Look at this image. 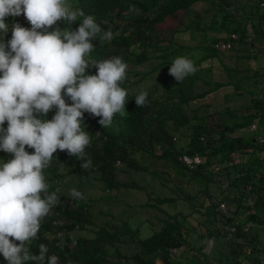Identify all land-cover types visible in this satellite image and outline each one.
<instances>
[{
  "label": "trees",
  "instance_id": "16d2710c",
  "mask_svg": "<svg viewBox=\"0 0 264 264\" xmlns=\"http://www.w3.org/2000/svg\"><path fill=\"white\" fill-rule=\"evenodd\" d=\"M195 1L197 0H71V11L83 10L85 16L94 17L102 31L111 33L109 39L91 41L94 48L84 57L89 67L85 75L98 74L95 63L120 57L127 67L118 86L127 92V97L125 109L114 116L111 126L102 127L99 123L101 117L83 113L81 131L86 132L90 138L83 158L91 161L89 168L83 169L80 159L69 154L66 149L62 151L58 148L51 161L42 169L47 188L41 192V198L55 193L58 199L50 207L49 213L41 219L37 237L25 244L26 248L30 247L33 255H39L38 247L43 244L48 248L47 256L55 255L59 258L58 264H157L155 259L162 264H242V258H249L250 253L259 254L264 251V242L258 246V242L263 240L259 237L258 230L264 229V171L259 168L261 160H264V89L261 88L264 82L263 0H205L217 7L220 18L216 24H203L202 28L213 29L216 33L202 37L199 44L202 54L193 61L194 66L202 71L205 59L209 61L213 56H219L220 49L213 43L218 39L227 40L230 48L242 51L239 56L254 58L255 66L249 67V72L236 76L237 68L223 65L228 79L224 82L217 79L205 81L207 87L194 94L185 93L176 81L174 85L166 87L162 95L128 89L132 82L128 63H139L146 59L147 49L157 46L159 42L155 25L179 10L183 13ZM82 19L83 17L78 16L72 26L61 19L46 31L59 28L63 35L65 31L76 30ZM5 22L9 30L6 34L0 32V43L4 41L5 50L9 51L8 41L11 39L12 26L20 24L30 29L31 24L26 17L15 19L6 16ZM196 22L197 19L185 24L197 28ZM245 23L250 25L251 32L247 31ZM169 31L170 35L164 38L171 42L179 29L175 26ZM231 33L235 37H230ZM249 34L252 37L249 38ZM254 41L260 44L256 49L257 53L252 51ZM168 53L170 51L155 55L162 58L158 59L151 70L164 64L171 67L173 61L164 58ZM196 74H191L188 78H199L200 75ZM222 84H229L233 89L242 90L249 95L247 111L234 115L225 110L223 112L230 118L208 123L207 116L215 111H207L197 106L191 107L190 111L184 108L189 101L203 97L208 91ZM65 91L62 90L61 95L66 103L71 104L72 101ZM141 92L148 93V103L144 107H138L135 102L134 95ZM57 111L58 108L53 106L47 115L35 112L34 115L51 120ZM250 123H254L256 127L247 129ZM181 127H185V131L179 132ZM4 128H7V121L4 122ZM236 129L238 132L233 134ZM174 134L184 137L182 145H176ZM258 135L263 137L262 141L257 140ZM155 147L159 149L158 153L154 152ZM25 150L29 154L35 151L28 146H25ZM141 152L170 160L177 173L203 184L201 195L194 203L197 206L195 211L199 214L196 231L184 224L185 216H181L179 212L167 213L160 219L159 227L147 236H141L139 227L131 226L122 217L115 221H104L96 228L89 227V234H76L79 228L91 224L88 204L73 196L58 193L55 184L65 176L76 173L87 181H100L104 188L134 186L135 182L129 185L116 179L115 175L120 171L146 170L135 158V154ZM231 152L246 154V158L237 164L229 163ZM182 153L197 154L200 161L188 167L177 158ZM250 158L257 164H252ZM212 162L219 165L215 171L207 169ZM216 176L226 180V187L218 197H211L206 184ZM248 195L253 198V212L245 217L252 221V225L247 230H242L243 220H237L236 215L243 213L248 207L245 204ZM174 198L172 195L155 196L152 205L172 201ZM182 198L191 199L192 196L183 193ZM224 200L227 201V206L221 211L216 201ZM230 226H234V229L230 230ZM59 230L62 232L60 235L57 234ZM191 230L195 231L193 240L195 237L207 236L212 241L213 236H219L220 240L216 244L220 247L211 242L207 252L201 250V243L195 245L188 240ZM68 235H71L73 242ZM10 239L15 244L20 243L14 238ZM126 243H132L134 247L129 253H123L119 249L120 244ZM181 246H190L194 252L191 255L175 256L172 252ZM209 256L216 261H210ZM2 257L0 254V261ZM24 264L36 262L30 260V263L26 261ZM43 264H47V260Z\"/></svg>",
  "mask_w": 264,
  "mask_h": 264
},
{
  "label": "clouds",
  "instance_id": "9594fccd",
  "mask_svg": "<svg viewBox=\"0 0 264 264\" xmlns=\"http://www.w3.org/2000/svg\"><path fill=\"white\" fill-rule=\"evenodd\" d=\"M21 13L31 28L12 26L9 51L4 41L0 43V150L14 154L0 164V254L8 264L30 260L58 264L57 256H47L45 245L38 247L39 255L25 247L37 237L41 219L58 199L55 193L41 198L47 188L42 169L58 148L80 159L83 169L91 166V161L83 158L90 142L88 134L81 131L83 113L101 117L102 127L111 126L114 116L125 109L127 92L118 82L127 65L114 57L94 64L98 74L85 75L89 67L84 57L94 48L91 41L109 39L111 33L102 31L83 10L69 11L65 0H0V32L9 30L6 16ZM78 16L83 19L76 30L63 35L59 28L46 31L61 19L72 26ZM42 28L45 30L38 31ZM196 71L186 57L175 58L168 69L177 83ZM62 90L71 104L65 102ZM134 96L138 107L147 105V92ZM53 106L58 111L51 120L34 115H47ZM25 146L34 148V153L29 154ZM72 196L82 198L79 191H73ZM10 237L20 243H13Z\"/></svg>",
  "mask_w": 264,
  "mask_h": 264
},
{
  "label": "rangeland",
  "instance_id": "374dc122",
  "mask_svg": "<svg viewBox=\"0 0 264 264\" xmlns=\"http://www.w3.org/2000/svg\"><path fill=\"white\" fill-rule=\"evenodd\" d=\"M65 2L69 11H71V0H65ZM11 17L23 19L26 16L21 13L19 16ZM219 18L220 13L216 6L211 5L205 0H197L183 13L179 10L175 15L168 16L163 22L156 24V34L160 38L157 46H152L147 49V58L141 62L128 63V69L132 75V82L128 86V89L130 91L142 90L148 91L151 94L162 95L166 87L175 84V80L173 76L169 75L168 69L170 67L165 64L151 70L156 65L158 59L162 58H158L155 55L160 52L170 51L164 58L173 61L177 57H186L192 62L195 61L202 54L199 46L202 37L216 33L213 29L202 28L203 24H216ZM195 19H197V28H191L185 24L192 23ZM117 22L120 23L121 21L118 20ZM175 26H177L179 31L172 37L171 42L167 39L165 40L170 35L169 29ZM245 26L247 31L251 32L250 25L245 23ZM248 36L249 38L252 37L251 34ZM259 45L257 41H254L252 51L257 53L256 49ZM241 52L228 46V48L220 49L219 56H213L209 61L205 59L203 61L204 68L202 71L196 67L197 71L194 73L200 75L199 78L189 79L187 77L180 82L184 92L190 94L197 93L207 87L205 81L209 82L211 79L226 81L228 77L223 65H226L228 68H237L236 76L249 72V67L255 66V60L251 57L239 56L238 54ZM261 88L264 89V82H262ZM248 104L249 95L246 92L235 90L229 84H222L216 89L208 91L203 97L189 101L187 105H184V108L190 111L191 107L197 106L207 111H215L207 116L206 122L209 123L218 121L221 118H230L228 114L223 112L225 110L234 115L243 113L248 110ZM218 111L221 112L218 113ZM184 129L185 127H181L179 132L185 131ZM237 132L238 130L236 129L233 134ZM174 136L176 145L180 146L184 143V137H180L177 134H174ZM154 152L158 153L159 149L155 147ZM234 154L237 157V161L233 162L234 164L242 162L246 158V154H239L238 152H234ZM12 158H14V154L1 150L0 164ZM135 158L141 165L145 166L146 170L120 171L115 175L116 179L129 185L135 182L134 186H118L114 188L107 186L104 188V185L100 181H87L76 173L65 176L59 183L55 184L56 191L67 196H72L73 191H79L82 194V198L80 199L86 201L88 204L87 208L91 224L84 228H79L76 234H89L91 233L89 227L96 228L97 225L102 224L104 221H115L122 217L131 226L137 225L141 236H147L159 227L161 224L160 219L167 213L179 212L181 216H185L184 224L189 229L196 231V222L198 221L199 214L195 211L197 206L194 203L198 201L201 195L200 190L204 188L203 184L200 181L189 179L177 173L175 165L170 160L158 158L146 152L136 153ZM250 159L252 164H257L254 159ZM259 168L264 171V160H261ZM206 187L212 195L211 197L219 196L221 191L225 190L226 180L216 176L213 181H209L206 184ZM183 193H187L192 198H182ZM161 195H172L175 198L172 201L156 203V206L152 205L154 203L153 197ZM224 202L227 206V201L224 200ZM253 227L257 228L256 225ZM195 231L191 230L187 238L193 241L195 245L201 243V250L207 252L211 242L214 246L220 247V245L216 244L220 240L219 236H213L212 241L207 236L202 238L195 237V240H193ZM258 235L264 240V229H259ZM263 240L258 242V246L262 245ZM133 248L132 243L119 245V249L123 253H129ZM245 249L248 248L245 247ZM193 252L190 246H181L172 253L175 256H179L180 254L191 255ZM249 258L252 260L250 261ZM249 258H242V264H264V251L259 254L252 252ZM209 260L212 262L216 261L212 256H209ZM155 262L162 264L157 259H155ZM0 264H8V262L2 257Z\"/></svg>",
  "mask_w": 264,
  "mask_h": 264
},
{
  "label": "built area",
  "instance_id": "2783aa9c",
  "mask_svg": "<svg viewBox=\"0 0 264 264\" xmlns=\"http://www.w3.org/2000/svg\"><path fill=\"white\" fill-rule=\"evenodd\" d=\"M263 3L264 2L262 1L261 4H263ZM230 37H235V34L231 33ZM213 45L219 49H224V48L229 46V41H227V40L224 41V40L218 39L216 42L213 43ZM263 48H264V45H263ZM255 127H256V125L254 123H250L246 128L251 130V129H254ZM257 140L262 141L263 137L261 135H258ZM229 157H230L229 163H233V162L237 161V157L234 154V152H231L229 154ZM177 158L180 162L184 163L188 167H191L200 161V157L197 154L189 155V154L182 153V154L178 155ZM218 166H219L218 163L212 162L207 167V169L210 171H215L218 168ZM216 202H217L216 203L217 207H219L221 211H224L225 210V202L224 201H216ZM245 204L248 205V207L244 209L243 213H238L236 215L237 220H239V219L243 220L242 224H241L242 230H247V228L250 225H252V221L249 218L246 219V217H245V215L248 214L249 212H253L252 197L250 195H248L246 197ZM233 229H234V226H230V230H233ZM61 233L62 232L60 230L57 232V234H59V235ZM68 236L70 237V240L73 242V239H71V235H68ZM67 264H71V263H67Z\"/></svg>",
  "mask_w": 264,
  "mask_h": 264
}]
</instances>
